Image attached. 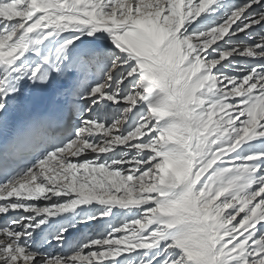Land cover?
I'll use <instances>...</instances> for the list:
<instances>
[{"label": "snow or ice", "instance_id": "6c2138e0", "mask_svg": "<svg viewBox=\"0 0 264 264\" xmlns=\"http://www.w3.org/2000/svg\"><path fill=\"white\" fill-rule=\"evenodd\" d=\"M0 264H264V0H0Z\"/></svg>", "mask_w": 264, "mask_h": 264}, {"label": "bare ground", "instance_id": "6f19581e", "mask_svg": "<svg viewBox=\"0 0 264 264\" xmlns=\"http://www.w3.org/2000/svg\"><path fill=\"white\" fill-rule=\"evenodd\" d=\"M54 250H56V249H51V251H53V252H54Z\"/></svg>", "mask_w": 264, "mask_h": 264}, {"label": "rangeland", "instance_id": "374dc122", "mask_svg": "<svg viewBox=\"0 0 264 264\" xmlns=\"http://www.w3.org/2000/svg\"><path fill=\"white\" fill-rule=\"evenodd\" d=\"M56 251H58V250H54V252H56Z\"/></svg>", "mask_w": 264, "mask_h": 264}]
</instances>
